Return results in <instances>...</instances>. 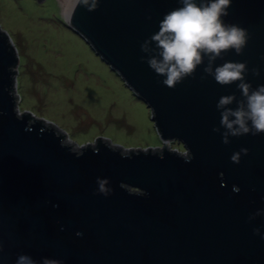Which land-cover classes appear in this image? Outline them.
I'll return each mask as SVG.
<instances>
[{"label":"water","instance_id":"obj_1","mask_svg":"<svg viewBox=\"0 0 264 264\" xmlns=\"http://www.w3.org/2000/svg\"><path fill=\"white\" fill-rule=\"evenodd\" d=\"M180 6L77 0L67 12L151 109L165 145L80 140L24 108L15 35L0 24V264H17L20 255L35 264H264V133L229 136L225 144L217 107L222 96L242 98L239 82L206 76L205 59L169 88L141 48ZM228 12L224 21L249 39L243 54L229 50L215 65L246 62L256 88L264 84V0H232ZM242 148L248 154L233 162Z\"/></svg>","mask_w":264,"mask_h":264},{"label":"rangeland","instance_id":"obj_2","mask_svg":"<svg viewBox=\"0 0 264 264\" xmlns=\"http://www.w3.org/2000/svg\"><path fill=\"white\" fill-rule=\"evenodd\" d=\"M0 24L15 35L24 108L80 140L168 144L148 105L70 25L59 0H0Z\"/></svg>","mask_w":264,"mask_h":264},{"label":"clouds","instance_id":"obj_3","mask_svg":"<svg viewBox=\"0 0 264 264\" xmlns=\"http://www.w3.org/2000/svg\"><path fill=\"white\" fill-rule=\"evenodd\" d=\"M180 4L164 15L159 30L142 44V51L148 54L146 62L158 76L164 77V85L174 88L186 77L193 76L207 59L203 69L206 76H212L220 85L239 82L237 88L242 96L239 100L235 95L222 96L217 104L221 110V126L225 129L223 142L230 143L229 136L264 133V84L253 88L247 82L246 62L226 61L215 65V61L222 59L229 50L243 54L249 39L246 29L223 19L229 15L232 0H180ZM252 72L260 75L259 69H252ZM234 103L237 106L230 107ZM214 131L219 132L220 128ZM248 152L247 148H242L231 160L240 163L241 153L247 155ZM191 160L190 156L185 159L186 162ZM97 183L98 192L107 195L106 181L98 180ZM234 190L239 191L238 188ZM256 232L259 234V229ZM17 264L35 262L27 255H20Z\"/></svg>","mask_w":264,"mask_h":264},{"label":"bare ground","instance_id":"obj_4","mask_svg":"<svg viewBox=\"0 0 264 264\" xmlns=\"http://www.w3.org/2000/svg\"><path fill=\"white\" fill-rule=\"evenodd\" d=\"M76 1L77 0H59L60 4L62 6L63 15L65 16V18L67 20H70L67 12L69 11V9L73 6V4Z\"/></svg>","mask_w":264,"mask_h":264},{"label":"trees","instance_id":"obj_5","mask_svg":"<svg viewBox=\"0 0 264 264\" xmlns=\"http://www.w3.org/2000/svg\"><path fill=\"white\" fill-rule=\"evenodd\" d=\"M97 142H102V141H97ZM104 144H106V145H108V143L107 142H103Z\"/></svg>","mask_w":264,"mask_h":264}]
</instances>
